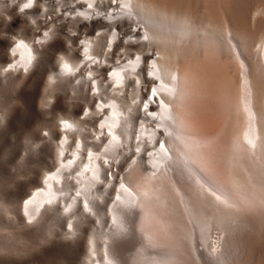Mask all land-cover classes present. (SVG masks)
Masks as SVG:
<instances>
[{
    "label": "bare ground",
    "instance_id": "bare-ground-1",
    "mask_svg": "<svg viewBox=\"0 0 264 264\" xmlns=\"http://www.w3.org/2000/svg\"><path fill=\"white\" fill-rule=\"evenodd\" d=\"M2 25L21 35L0 33V135L24 106L48 132L26 138L56 156L30 191L0 187V264L72 259L85 240L84 264H248L264 234V47L252 63L240 20L223 43L175 0H0ZM212 82L230 132L199 118Z\"/></svg>",
    "mask_w": 264,
    "mask_h": 264
},
{
    "label": "rangeland",
    "instance_id": "rangeland-1",
    "mask_svg": "<svg viewBox=\"0 0 264 264\" xmlns=\"http://www.w3.org/2000/svg\"><path fill=\"white\" fill-rule=\"evenodd\" d=\"M175 2L182 4L183 6H185L186 9L187 8L193 9V13H196V16H198V17H210V18H212L214 20V25L216 26V30H217L216 32H217L218 38L221 41H223V43H226V42L228 43L229 42L228 38L229 37L231 38L232 36H233V38L238 40V38H236V36H235V33L232 32V34H230V33L227 34L229 32L228 31L229 28L227 27L228 18L232 17V18H236V19L240 20L241 23L243 24V27L246 30V33H245V35L243 34V39H242V43L245 47L246 54L252 63L256 62L257 63L256 65H258V62L260 61L259 52H261V50L264 47V0H175ZM227 28H228V30H226ZM0 30H1L0 33H2L3 31L4 32L6 31L5 32L6 34H10V35L14 36L15 38L18 37L17 39H19V35H21L20 30H19V26H13V27L7 28V26L2 25L0 27ZM57 55H60V52L57 53ZM194 56L192 57L193 60H191V65L193 64L192 66H195L196 68H199L200 71H202L204 67H202V70H201V66H203V65H200V66L197 65V60L194 59L195 58ZM200 58L202 59V56L196 57V59H200ZM194 60L196 62H194ZM222 61H224V60H220V61L216 60V62L211 61L210 65L207 69L208 72H211V74H208V77L211 78L213 76V78L215 79V82L217 81V83H218V81L220 82V80L225 78V77L222 78L221 76H219V77L217 76V75H220L219 73H222V74L226 73V71H224V68H222L223 67ZM218 62H219V64H218ZM200 63L202 64V62H200ZM215 66H216V68L217 67H219V68L216 69V68H214ZM51 71H52V68H51ZM213 73H215L216 75H212ZM224 75H227V74H224ZM224 75H222V76H224ZM213 78L208 79L207 81L211 80L214 82ZM222 81H224V80H222ZM45 82H46V80L44 81V83ZM213 82L210 83L212 85H210V84L207 85L208 82L205 85L206 96L202 99V101H204V104H202V105L200 104L201 108H200V113L198 114L199 118L201 120H203V123L204 122L205 123H208V122L213 123V125L217 128H219V127L222 128V126H223L227 131L230 132L231 131L230 128L232 127V124L227 125V123L231 122L232 119H231V116L229 115V111L223 110L224 109V105H223L224 97L222 96L223 93H221V92H223V90H221V89H224V87L222 88L223 85H220L223 82H221L219 84V86L217 83L213 84ZM224 84H225V82H224ZM209 85H210V87H209ZM220 86H221V88H220ZM215 91H218V92H215ZM224 91H225V89H224ZM219 92L221 94H219ZM209 95H211V96H209ZM2 97H4L6 100ZM2 97L0 98V100L2 99L4 101L1 103V101H2L1 100L0 104L5 105V103L9 102L8 104H6V105H9L13 101L12 94L10 92L8 93L6 91L4 96L2 95ZM10 98H12V100ZM214 98H215V100H214ZM208 100H209V103H208ZM201 103H203V102H201ZM219 103H220V105H219ZM207 104H208V106H207ZM0 107L2 108V106H0ZM24 109L27 110V111H25L26 113L23 111ZM225 109H226V107H225ZM22 111L23 112H21L22 113L21 115L24 116V119L26 122L24 120H22L23 125H21L20 121H21V118L23 117V116H21L19 118V121L17 120V122H15V124H16V125L14 124L15 127L14 126L11 127L10 130H8L9 129L8 128L5 131V134L3 133L6 136V140H5V137H3L4 136L3 134H1V135H3L2 138L0 135V146H1L0 147V149H1L0 154L2 155V153L4 152L2 156L0 155V183H1L0 187H2V185H3L2 188H4V189H8V188L13 189L15 186L14 181L19 182V180H21L22 182L20 181V185L22 184L21 186H24L23 187L24 191H30V189H32V187L34 185V184L32 185V183H34L35 180H40L42 178L43 174L48 173V169L50 167L49 163L52 160L53 161L55 160L56 149H53L54 147L50 148L54 151V152L52 151L53 154L49 152L50 151L49 149H48V151L42 149L43 153H41V154H39V153L42 152V150L36 151L37 149L35 148V144H34L36 142V140L34 138L33 139L35 141L31 140L32 138L30 139V137H32V136H30V135H32L34 130H39L41 133L48 134V132L46 130H43V128L41 127L44 125L43 124L44 119L43 118L41 119L40 117L36 118L32 114V112L28 108H26V107L24 108V106H23ZM23 113H25V115ZM27 114H28V116H27ZM54 114H56L55 115V117L57 116L56 118L53 116ZM25 117H27L28 120H26ZM51 117H54V119ZM62 117H63V114H61L58 111L53 112L52 114L49 115L51 122L52 121L56 122L58 119L59 120L57 122H60ZM224 118H225V121H223ZM221 121H223V122H221ZM18 125H20V127ZM25 125H26L25 129H23ZM21 126H23V127H21ZM31 127H33V128L35 127V128L33 129ZM40 127L42 129H40ZM13 130H15V131H13ZM28 134H30V135L28 138H26L28 136ZM29 139H30L31 143H29ZM1 142H2V144H1ZM3 144H4L5 148H4V146H2ZM1 151H3V152L1 153ZM37 153H38V155H37ZM47 153L52 155V156L50 155L51 158L48 159L47 156H49V154H47ZM25 158H28V161L25 160ZM52 158H54V159H52ZM24 161H26V164L24 163ZM27 163H29V168H30V166H31V168L26 170V168H28ZM24 165H25V167H24ZM35 168H36V170H35ZM34 170L36 173L33 172ZM30 171H31V173H30ZM18 173H21V174H18ZM26 173L29 176H26L27 175ZM31 176H33V177L37 176L38 178L37 177L32 178ZM27 177H28V179H27ZM30 178H31V180L33 179L32 183L30 181ZM12 181H13V183H12ZM23 182H26L27 185H23ZM23 189H22V191H23ZM206 212H207V210H206ZM254 212H264V210L263 211L258 210V211H254ZM9 216H10V213L6 212L4 210V199L0 194V217L5 219L6 217L8 218ZM249 217L250 216L246 217L247 220H250L251 218L253 220V218H256V217H253V215H251L250 218ZM244 218L245 217H242L243 220H245ZM247 220H245L247 222L246 224H248V222H249ZM9 227H10L9 228L10 231L14 230V228L12 227L11 224L9 225ZM262 228L263 229L261 230V232L263 234L264 233L263 232L264 227L262 226ZM262 236H261V234H259V236H257L258 240L255 243L254 249H251L250 252L248 253V255H247L248 264H264V240H262ZM85 241L87 243V240H85ZM16 243H19V242L15 241V245H17ZM86 243L84 242L85 247H83L82 252L80 251L81 253L74 255L72 257V259H68V256H63V257H60V258H63L62 260H60V261H62V263L59 261V259H60L59 258L58 260L56 259V263L53 260L52 264H60V263L63 264L66 262H68L69 264H84V262L86 261L84 259H87L86 258L87 245H85ZM17 246L19 247V245H17ZM97 251L99 254V259L102 260L99 247L97 248ZM64 257H67V259L71 260V262H69L68 260H66V262H65ZM73 260H74V262H73ZM58 261H59V263H58ZM46 262L45 261L40 262V263L36 262V264H42V263L49 264V263H51V262H47V263ZM68 263H66V264H68Z\"/></svg>",
    "mask_w": 264,
    "mask_h": 264
},
{
    "label": "clouds",
    "instance_id": "clouds-1",
    "mask_svg": "<svg viewBox=\"0 0 264 264\" xmlns=\"http://www.w3.org/2000/svg\"><path fill=\"white\" fill-rule=\"evenodd\" d=\"M27 6H28V5H27ZM27 6H26V7H27Z\"/></svg>",
    "mask_w": 264,
    "mask_h": 264
},
{
    "label": "snow or ice",
    "instance_id": "snow-or-ice-1",
    "mask_svg": "<svg viewBox=\"0 0 264 264\" xmlns=\"http://www.w3.org/2000/svg\"><path fill=\"white\" fill-rule=\"evenodd\" d=\"M27 6V5H26Z\"/></svg>",
    "mask_w": 264,
    "mask_h": 264
}]
</instances>
